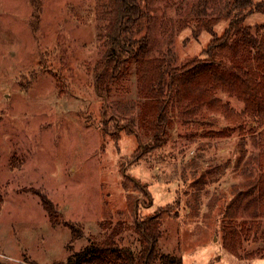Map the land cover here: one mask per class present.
I'll return each mask as SVG.
<instances>
[{
    "label": "rangeland",
    "instance_id": "rangeland-1",
    "mask_svg": "<svg viewBox=\"0 0 264 264\" xmlns=\"http://www.w3.org/2000/svg\"><path fill=\"white\" fill-rule=\"evenodd\" d=\"M127 1L0 0V264L65 261L106 221L125 220L122 245L135 249L136 220L148 216L161 219V251L184 264H264V254L246 255L264 243L245 238L238 257L222 232L224 222L259 218L260 120L230 123L208 107L182 108L156 145L141 114L140 60L202 57L229 26L233 0ZM195 16L212 29L179 27ZM262 21L258 11L245 18ZM119 34L131 64L101 95L95 66ZM115 122L125 126L116 131ZM38 191L55 204V221ZM65 222L84 235L73 240Z\"/></svg>",
    "mask_w": 264,
    "mask_h": 264
},
{
    "label": "trees",
    "instance_id": "trees-1",
    "mask_svg": "<svg viewBox=\"0 0 264 264\" xmlns=\"http://www.w3.org/2000/svg\"><path fill=\"white\" fill-rule=\"evenodd\" d=\"M131 3L129 0L125 6L130 7ZM243 8L246 13L242 11ZM253 11L264 13V0H233L228 14H224V17L231 18L229 26L223 34H213L202 57L178 65L172 57L159 54L140 60L139 65L140 91L146 98L141 112L142 120L145 128L152 131L156 145L164 142L172 114L182 108L197 110L208 107L223 114L230 123H239L246 115L260 120L259 218L236 223L227 221L222 227L225 247L238 257L242 256L246 239L264 243V21L254 26L246 24L247 13ZM220 17H216L213 25L218 23ZM194 21L200 25L199 28L203 27L201 25L207 30L213 27L200 16L182 18L179 27H186ZM120 28L122 32L123 22ZM116 44L117 47L99 59L95 66L96 87L101 95L125 75L131 64L123 35H118ZM117 49L121 53H117ZM220 92L243 102L244 110L235 109L230 101H225L219 95ZM107 125L105 123L104 127L108 131L111 128ZM124 126L114 124L116 131ZM125 130L128 133L136 132L132 128ZM216 134L225 136L227 130ZM38 194L48 215L55 221V204L45 193L38 191ZM2 200L0 193V207ZM65 224L71 230L73 240L84 235V227L73 222ZM161 225V219L157 217L137 219L134 227L137 246L133 249L122 245L124 232L129 228L125 220L103 222L97 236H88L87 244L71 251L65 261L53 264H184L181 255L163 252L159 248ZM262 254L264 248L257 247L246 255Z\"/></svg>",
    "mask_w": 264,
    "mask_h": 264
}]
</instances>
